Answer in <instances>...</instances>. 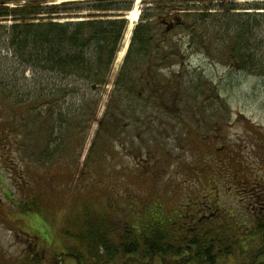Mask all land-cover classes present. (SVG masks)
I'll use <instances>...</instances> for the list:
<instances>
[{
  "label": "rangeland",
  "instance_id": "obj_1",
  "mask_svg": "<svg viewBox=\"0 0 264 264\" xmlns=\"http://www.w3.org/2000/svg\"><path fill=\"white\" fill-rule=\"evenodd\" d=\"M155 2L140 0L136 5L138 16L131 28L130 20H127L128 28L108 81L95 93V97L99 98L96 118L79 135L80 140L75 141L79 146L74 152H64L65 145L74 144L70 132L73 119L65 115L59 122L49 116L63 105L65 113L72 97L67 103L65 98L57 99L36 110L14 106L15 96L28 88L22 78L28 76V72H24L23 65L6 48V38L0 30V252L3 254L19 250V242L15 240L14 244L12 241L11 228L42 235L47 244L53 240L52 230L44 232L41 216L35 214L34 221H31L32 216L18 215L22 214L18 210L22 198H35L41 214L54 218V221L59 213L61 223L56 229L61 249L67 231L71 233L73 245H83L77 236L91 232L88 227H83L86 212L106 216L115 207L125 210L132 205L133 214L147 222V217L154 212L175 214L178 212L175 206L183 211V205L194 194L207 198L214 173L210 171L208 177L201 167L206 166L208 161L214 165L215 158L232 165L241 161L251 164L263 172L254 174L264 177V77L236 68L233 70L231 68L235 65L223 57L211 60L188 50L180 63L162 67L154 78L159 86L155 99L160 102L153 106L152 102L151 105L141 104L140 95L133 101L135 114L147 122L139 120L122 127L116 140L107 138L104 131L108 127H101L100 120L106 111L108 117L115 115L118 103H122L119 96L113 93L114 82L124 60V54L119 57V52L125 40L129 43L133 28L145 22L142 20L146 16L152 15L150 20L153 22L164 16L156 9ZM230 3L237 5L238 9L232 11L234 13L264 12V0L212 2L218 5ZM256 5L258 9L251 7ZM211 10L220 12L222 8ZM87 12L81 11L74 17L63 16L59 22L82 20ZM169 12L175 11L170 8L167 14ZM12 22L11 17L0 18V26H8ZM178 31L177 28L172 32V41L186 40ZM249 38L261 41L264 47V22ZM44 83H47L46 80ZM91 98L89 91L85 95L81 93L80 99L75 98V105H90ZM52 104L60 108L49 110L48 106ZM151 119L152 122H148ZM107 140L108 147H113L110 152H106ZM115 142L117 146L114 148ZM44 146L47 152H42ZM93 146L105 155V159L103 164L97 162L85 170L87 154ZM205 148L208 152H203ZM216 148L221 151L216 152ZM136 152L141 154L135 155ZM207 153L215 154V158ZM138 162L139 166H136ZM145 165L152 171L147 169L148 172H144ZM193 168L199 169V172ZM83 170L86 172L84 176ZM238 183L237 179L236 184L240 186ZM248 185L246 183L245 187L248 188ZM227 190L222 189L226 191L225 195L221 190L218 192L224 201L223 206L241 217L249 201L240 196H247V193L228 195ZM261 196L264 199V190ZM177 198H182L183 203L174 202ZM13 218L23 221H13ZM242 240L247 250H255L251 245L254 240L250 243L249 236ZM241 261L239 253H235L227 264Z\"/></svg>",
  "mask_w": 264,
  "mask_h": 264
},
{
  "label": "trees",
  "instance_id": "obj_2",
  "mask_svg": "<svg viewBox=\"0 0 264 264\" xmlns=\"http://www.w3.org/2000/svg\"><path fill=\"white\" fill-rule=\"evenodd\" d=\"M56 1L0 0V18L11 17L13 20L8 26H0V30L6 38V48L23 65L24 72H28V76H22L23 83L28 88L15 96L14 106L36 110L57 99L65 98L67 103L72 97L73 100L67 105L65 113L64 105L60 108L59 105L55 107L52 104L48 109L60 108L55 114H49L59 122L65 115L73 119L74 125L70 132L74 144L65 145L64 152H74L79 146L77 144L80 140L79 135L84 133L86 127L96 118L99 98L95 97V93L98 87L108 81L128 26L124 15L133 8L134 0H60L58 3ZM213 1L215 0H156V9L160 15L163 13L166 16L168 9H174L179 15V22L169 32L166 29L167 23L162 24L161 20L153 22L150 20L152 15H148L142 20L145 22L138 23L133 28L120 72L114 82L113 93L119 96L120 102L121 96L126 95L127 100L131 102L140 95L141 101L150 104L154 101L158 104L155 102L159 101L155 99L159 89L154 79L157 76L156 72L167 64L180 63L188 50L201 53L203 57L211 60L213 57H223L235 65L231 68L233 70L236 68L264 77V47L261 45L263 43L249 38L254 35L256 27L264 22V12L234 13L232 11L238 9L236 4L218 5L212 4ZM215 7L222 8V11L212 12L211 9ZM251 7L258 9L257 5ZM81 11H88L82 20L58 22L63 16L74 17ZM177 28L186 40L172 41V32ZM45 80L47 83H44ZM86 91L92 94L90 105H75V98L80 99L81 93L85 95ZM116 111L111 117L106 116V111L100 120L101 127L105 129L108 127L104 131L107 138L115 140L120 134L119 118L123 115L128 119L137 116L131 105L121 107V103L120 105L118 103ZM193 135L197 138L195 134ZM106 144V152L113 150L112 145L108 147L110 145L108 140ZM116 146L115 142L114 148ZM92 151L87 154L85 170L97 162L102 164L104 162L105 155L99 153L96 146L92 147ZM42 152H47L45 146ZM207 154L215 158V154ZM205 164L207 165L201 167L204 174L209 177L210 171L214 173L210 180V185L213 183L214 189L209 185L207 191L210 193L206 195L208 198L219 197L218 192L225 188L228 189V195L247 193V196H240L247 201L262 197L264 177L254 174L263 173L261 169L243 161L238 165H232L217 158L214 165L210 161ZM198 170L196 171L199 172ZM82 173L83 176L86 174L84 170ZM237 179L240 186L236 184ZM246 183L249 184L248 188L245 187ZM193 196L197 197L198 194ZM193 196L183 205V211L175 206L177 214L188 210ZM198 198L199 201L202 199L199 196ZM44 200L48 202L47 199ZM174 202L181 204L183 199L177 198ZM18 204V210L22 214L28 216L41 214L35 198H22ZM219 205L223 206V202L221 201ZM129 206L131 208L125 210L115 207L114 211L106 216L84 213L83 227H88L91 232L77 236L83 245L76 247L70 240L71 233L67 231L66 239L62 241L61 259H74L75 264H92L91 262L118 264L119 261L122 264H157L153 259L160 256L166 261L172 254L167 247L168 243L161 241L164 237L148 232L167 228L158 219V215L163 212L152 213L145 222L144 218L136 217L133 214L134 208L132 205ZM58 215L59 213L55 221L45 215L41 217L49 224V228H52L55 225L58 227L61 223ZM162 217L165 220L163 215ZM243 218L244 216L235 218L236 228L256 230L257 235H248L250 243L254 240L251 245L255 250H247L246 243L242 240L247 238V235L221 236L220 243L226 247L233 246V252L230 254L239 253L242 261L237 264H264V211L256 217H251V225ZM111 222L115 228L111 226ZM141 226L142 228L138 230Z\"/></svg>",
  "mask_w": 264,
  "mask_h": 264
},
{
  "label": "flooded vegetation",
  "instance_id": "obj_3",
  "mask_svg": "<svg viewBox=\"0 0 264 264\" xmlns=\"http://www.w3.org/2000/svg\"><path fill=\"white\" fill-rule=\"evenodd\" d=\"M160 20V23L168 24L166 29L170 32L179 22V15L177 12H171L166 16L164 15ZM121 99V107L134 105L133 101L130 102L127 100L126 95L125 97L121 96ZM152 102L154 103V101ZM155 102L159 103V101ZM153 103L152 106L155 105V103ZM141 104L151 105L145 101L141 102ZM139 120L144 123L147 122L143 121L139 116H135L133 119H128L123 115L122 118H119L121 123L120 133L122 132V127H125L128 124L138 123ZM148 122L151 123L152 119ZM195 135L197 136V134ZM218 149L219 148H216V152L221 151ZM203 152L208 151L203 150ZM138 154H141V152L135 153V155ZM145 154H147V152ZM139 163L140 162L136 163V166H139ZM147 169L151 170L149 166L145 165L144 172H148ZM212 188L214 189L213 186ZM221 201L224 202L220 197H207L202 198L199 202V198L192 197L190 199V205L187 207L188 210L178 214H159V221H161L163 226H167V228L149 230L148 232L164 237L161 241L168 243L167 247L170 248L172 254L166 259V261L158 256L153 259L154 262L157 264H227L230 258L233 257V255L230 254V252H233V246L226 247L224 244L220 243L221 239L219 238L221 236L257 235L258 233H256V230L250 228H236L235 218L239 216L235 212L228 211L227 208L219 205ZM243 210H245V212L241 214L244 216L243 219L251 225V217H256L257 214L264 211V199L252 198L247 206H244ZM18 215L20 217L24 215L26 218L28 216L25 214ZM162 215L167 222H165ZM30 216H32L30 220L34 221L33 214ZM38 216L42 215L40 214L37 215V217ZM51 220L54 221V218ZM13 221H23V219L13 218ZM246 221H244V223L249 226ZM43 226L44 232L48 230L53 231V240L50 244L44 242L42 235L32 231H23L18 228L9 229L11 235L14 237L12 239L13 243L15 244V240L19 242V250L15 251L13 254H3L0 252V264H75L74 259H61L60 253L63 249L62 247V250L59 248V232L56 229L57 226L55 225L52 228H49V224H46L45 222ZM262 233L263 231L261 234ZM54 239L57 241V247L54 245ZM101 247L104 249L103 246ZM4 259L7 260L5 261ZM91 263L93 264V262ZM118 264H122V262L119 261Z\"/></svg>",
  "mask_w": 264,
  "mask_h": 264
},
{
  "label": "bare ground",
  "instance_id": "obj_4",
  "mask_svg": "<svg viewBox=\"0 0 264 264\" xmlns=\"http://www.w3.org/2000/svg\"><path fill=\"white\" fill-rule=\"evenodd\" d=\"M140 0H136L135 2V6L133 7V9H131L130 11H128L125 15L126 19L127 20H130V28L132 26V23L137 19V16H138V10L136 9V5L138 4ZM127 42L128 40H125V44L124 46L122 47V49L120 50L119 52V57H121L124 53H125V50H126V47H127Z\"/></svg>",
  "mask_w": 264,
  "mask_h": 264
},
{
  "label": "water",
  "instance_id": "obj_5",
  "mask_svg": "<svg viewBox=\"0 0 264 264\" xmlns=\"http://www.w3.org/2000/svg\"><path fill=\"white\" fill-rule=\"evenodd\" d=\"M58 22H59V21H58ZM92 87H93V88H95V86H94V85H93Z\"/></svg>",
  "mask_w": 264,
  "mask_h": 264
}]
</instances>
